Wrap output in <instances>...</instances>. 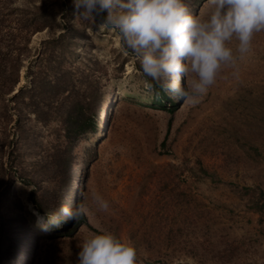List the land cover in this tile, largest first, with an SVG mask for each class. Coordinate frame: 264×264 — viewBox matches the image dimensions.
<instances>
[{
  "label": "rangeland",
  "instance_id": "374dc122",
  "mask_svg": "<svg viewBox=\"0 0 264 264\" xmlns=\"http://www.w3.org/2000/svg\"><path fill=\"white\" fill-rule=\"evenodd\" d=\"M28 1L46 0H0V53L10 51V61L13 9ZM60 1L68 7L65 16L32 36L30 58L37 61L43 41L70 31L75 54L64 69L79 79L98 78V130L78 147L76 190L66 199H78L89 212L64 237L36 225L28 196L34 187L49 186L45 151L52 138L35 117L23 116L25 141L15 151L14 113L8 133L1 134L2 113L13 103L1 102L0 245L5 250L10 244L11 257L0 264H77L84 238L102 230L134 245L137 264H264V218L251 211L258 190L264 192V31L254 35L238 78L222 67L197 104L176 100L169 113L150 106L138 61L119 34L100 26L99 18L81 20L73 0ZM207 5L199 9L201 17ZM25 70L15 92L28 85ZM12 152L20 154L17 160ZM13 175L28 185L9 181ZM244 187L255 192L245 195ZM93 192L110 202L108 212L97 210Z\"/></svg>",
  "mask_w": 264,
  "mask_h": 264
},
{
  "label": "clouds",
  "instance_id": "9594fccd",
  "mask_svg": "<svg viewBox=\"0 0 264 264\" xmlns=\"http://www.w3.org/2000/svg\"><path fill=\"white\" fill-rule=\"evenodd\" d=\"M208 13L194 15L185 0H73L83 21L100 19V26L115 30L138 61L148 90L153 82L171 99L195 105L216 83L222 67L239 77L240 61L251 51L256 33L264 31V0H207ZM235 41V47L232 42ZM97 210L108 212L110 202L93 192ZM89 208L60 205L39 213L37 225L47 231L78 222ZM77 264H137L134 245L102 230L84 238Z\"/></svg>",
  "mask_w": 264,
  "mask_h": 264
},
{
  "label": "trees",
  "instance_id": "16d2710c",
  "mask_svg": "<svg viewBox=\"0 0 264 264\" xmlns=\"http://www.w3.org/2000/svg\"><path fill=\"white\" fill-rule=\"evenodd\" d=\"M27 3L24 7L13 9L16 17L13 36L14 42L16 41L13 48L15 59L8 60L11 53L6 49L0 53L2 58L0 59V103H13L12 107L6 105L2 113L1 134L5 136L8 133L7 128L12 123L14 113L16 115L13 121V125L16 124L13 131L14 141L16 139L15 151L23 139V116L35 117L52 138L45 151L49 186L40 190L34 187L28 196L33 210L46 220L47 213L53 212L60 205L73 202L75 205L79 204L78 199L69 202L66 199L68 196L72 197L76 190L73 184L74 168L76 165H81L76 162L78 147L81 142L88 143L89 137L94 136L98 130L95 115L102 93L98 78L87 76L79 79L74 70L64 69L66 62L75 54L73 45L76 37L70 31H64L55 38L43 41V49L37 61L30 58L29 45L32 36L53 25L59 16L64 17L68 7L60 0H46L38 3L28 1ZM185 3L197 16H200L199 9L204 4H208L207 0H185ZM209 7L208 4L206 8L209 10ZM24 67L26 70L22 77L28 85L19 87L18 92L13 94L20 81V71ZM136 69L148 90L146 78L143 77L139 65ZM149 93L151 107L166 110L169 113L176 110V100L171 99L154 82ZM19 156L20 154H15L14 160H17ZM15 165H17L16 162H13V166L10 163L9 168ZM5 177L8 178V174ZM13 179L28 185L22 177L15 178L13 175L9 181ZM241 191L245 195L255 192L249 187H244ZM257 195L256 201L251 202V211L264 218V192L259 189ZM81 220L82 218L75 224H72L71 220L64 223L65 231L63 232L53 228L51 236L64 237L71 234ZM11 242H14L13 239ZM10 257V244L5 250L1 244L0 263Z\"/></svg>",
  "mask_w": 264,
  "mask_h": 264
},
{
  "label": "water",
  "instance_id": "95a60500",
  "mask_svg": "<svg viewBox=\"0 0 264 264\" xmlns=\"http://www.w3.org/2000/svg\"><path fill=\"white\" fill-rule=\"evenodd\" d=\"M16 93H17V92H15V91L13 92V94H16Z\"/></svg>",
  "mask_w": 264,
  "mask_h": 264
},
{
  "label": "bare ground",
  "instance_id": "6f19581e",
  "mask_svg": "<svg viewBox=\"0 0 264 264\" xmlns=\"http://www.w3.org/2000/svg\"><path fill=\"white\" fill-rule=\"evenodd\" d=\"M36 223V225H37V221L35 222ZM38 226V225H37Z\"/></svg>",
  "mask_w": 264,
  "mask_h": 264
}]
</instances>
